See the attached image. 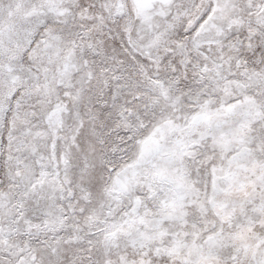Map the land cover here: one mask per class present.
Here are the masks:
<instances>
[{"label":"snow or ice","instance_id":"1","mask_svg":"<svg viewBox=\"0 0 264 264\" xmlns=\"http://www.w3.org/2000/svg\"><path fill=\"white\" fill-rule=\"evenodd\" d=\"M0 264H264V0H0Z\"/></svg>","mask_w":264,"mask_h":264}]
</instances>
